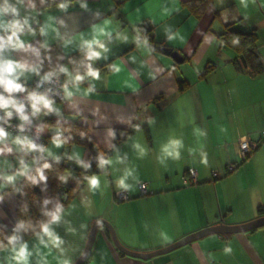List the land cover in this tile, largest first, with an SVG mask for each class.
<instances>
[{"label": "crops", "instance_id": "obj_1", "mask_svg": "<svg viewBox=\"0 0 264 264\" xmlns=\"http://www.w3.org/2000/svg\"><path fill=\"white\" fill-rule=\"evenodd\" d=\"M184 1L87 0L85 9L80 0H73L67 10H61L57 3L46 7L45 0H34L36 12L29 22L35 32L25 29L21 36L31 48L0 50V60L40 65L39 75L25 71L20 79L41 78L61 65L72 76H85L78 82L80 90L72 89L71 100L54 101L59 111L43 114L44 117L85 125L103 150L113 148L115 128L134 127L133 134L110 157L114 163L96 174L104 178L100 186L89 191L86 185L67 207L68 213L54 225L66 249L62 258L71 264L83 252L97 219L109 222L129 250L149 253L220 223L237 225L264 216V141L235 173L226 170L229 163L239 160L241 138H261L264 120L263 125L255 126L254 122L264 113V72L252 77L246 70L237 69L233 63L236 53L220 48L217 38L226 24L240 20L242 30L257 32L258 51L264 62V0H213L201 17L192 14ZM24 11L21 9V16ZM49 15L55 18L60 35L51 30L47 35L40 33ZM106 19H113L114 23L99 38L108 51L101 58L88 61L84 41L92 40L96 35L93 26H103ZM115 21H119V27ZM143 22L153 27L155 41L179 51L184 61L177 63L149 41L141 46L137 25ZM176 33L183 39H169ZM68 39L71 43L65 45ZM45 43L47 48L41 46ZM32 48L39 50V57ZM88 63L94 69L110 66V70L101 71L100 79L94 80L86 75ZM112 65H119L122 70L113 72ZM207 65H214L215 69L201 78ZM59 76L72 87L68 74ZM181 79L189 82L183 92L178 86ZM88 88L94 91L84 96ZM172 139L182 141L175 158L161 150ZM47 149L52 154L45 152V156L55 160L58 156L59 160L77 162L69 159L76 153L83 161L88 157V150L77 144L57 148L50 139ZM127 169H132L133 175L126 180L129 187L124 188L118 181ZM191 171L196 172L195 183L186 181L191 178ZM214 173L218 174L217 179ZM232 180L238 184L232 185ZM140 182L154 193L141 195ZM120 191L128 192L129 199L119 201ZM8 202L10 214L5 217L0 210V216L12 223L16 206L13 193ZM27 241L33 250L31 264H43L36 249L46 250L36 237ZM91 253L88 264H264V227L210 234L143 259L119 250L101 224ZM4 255L0 252V264H7ZM58 256V250L52 249L49 264H60L55 259Z\"/></svg>", "mask_w": 264, "mask_h": 264}, {"label": "clouds", "instance_id": "obj_2", "mask_svg": "<svg viewBox=\"0 0 264 264\" xmlns=\"http://www.w3.org/2000/svg\"><path fill=\"white\" fill-rule=\"evenodd\" d=\"M73 0H59L57 7L61 10H67ZM80 6L87 9L88 4L87 0H80ZM247 5L245 4V7ZM21 9H24V15L21 16ZM29 9L31 11H29ZM36 12V6L34 0H0V31L4 34L0 35V50L7 48L12 49H23L28 50L31 48L30 45H27L26 42L21 38L22 34L25 32V29L29 33H34L35 30L31 27L29 22V17L33 16ZM54 17L49 15L47 22L42 26L39 31L43 35L51 30L60 35L59 31L54 24ZM60 23H63L61 21ZM113 19H106L103 26L94 25L93 29L96 35L92 40L84 41L86 45V59L88 61H94L103 56L104 53H107L108 49L105 45V42L99 37L106 34V28L108 25L113 24ZM117 27H119V21H115ZM110 35V33H109ZM127 37H125L126 39ZM139 40V36L136 37ZM169 39H178L182 40L183 37L180 33L170 35ZM65 45L71 43V40H65ZM141 46L147 44V40L140 41ZM44 48L48 47V44L45 43L41 45ZM38 57L40 52L38 49H31ZM42 64V62H41ZM113 72H120L122 69L119 65H112ZM25 71L40 74V65L29 64L27 61L20 62L11 59L0 60V111L3 112V115L0 116V121H3V124H0V155L6 153H12L14 151L13 147L9 145V138L11 133L5 128L4 124H9L11 118L15 114L21 123L17 126L21 132L24 131L26 124L32 123V117H36L38 114H50L53 112H58L59 109L54 106V101L47 94L40 93L38 91H31L27 94L28 106L31 109V112L26 110V104L16 98L15 93L25 92V85L20 82V76L24 75ZM61 73L68 74L71 80L72 87L69 86L68 82H65L62 87L65 94V98L71 100L74 96L73 88L78 92L79 81H82L85 76L77 73L75 76L69 72V69L65 66H59L57 69L50 70L41 76V81H51L54 77H59ZM88 77H91L94 80L100 79V72L97 69L92 67L91 63L87 64V73ZM94 91V88H88L84 90L83 95L87 96L90 92ZM49 125L41 124L37 126V131L42 132ZM56 128V134L51 138V144L57 148H60L63 145H66L70 139V136H64L65 131L68 129H60L59 124L54 126ZM81 136L85 133L81 132ZM114 135V133H113ZM11 144L18 146V150L21 152H48L50 155L51 151L47 148L42 147L41 145L36 144L28 136L17 135L11 137ZM138 148L140 145H136ZM182 146V141L179 139H172L168 143L161 146L162 152L167 156L178 157L179 152L178 148ZM141 152L143 149L141 148ZM203 155V154H202ZM75 158L78 164L83 165L85 169L90 168L89 163H85L79 158V154L76 153L74 156H70L69 159ZM59 160V157H56ZM115 161H119V157L115 158ZM203 162L206 163V160ZM114 160L112 158H106L103 153L98 157V166L100 168H105L108 165H112ZM11 167V165H9ZM51 165L48 162L43 163L41 166L36 167L34 172L31 170V165L25 161L23 157L19 158V167L11 172L0 171V202H2L9 193L6 191L10 186L13 187L14 191L19 192L20 189L14 187L16 181L19 177H24L26 182L29 185H38L41 183L47 182V175L45 170L49 169ZM70 173L59 176V180L66 182L69 178ZM133 175L132 169L125 170L124 175L119 179L118 183L121 187L128 188L129 185L126 183V180L129 176ZM87 182V189L89 191H94L100 186L101 180L104 179L100 175L91 174L84 177ZM105 184L107 181L104 180ZM45 205L49 204L50 201L45 199L43 201ZM71 207V206H69ZM68 213V208L64 204L57 202L54 209L46 211L45 216L46 220H40L37 223L33 224L31 221H21L19 222L11 235L0 236V252L4 253L3 260L7 264H31V257L33 256V250L29 246V242L24 240L19 233L23 230L25 233L31 231L36 237L38 244L43 247L44 250L41 252L39 248L36 249L37 254L40 255L43 264H49L48 255L52 252V249L58 250L61 256L55 257L60 261V264H71L70 260L62 258L66 253V249L62 247L64 244L63 239L57 234L54 225H57L64 216ZM69 231H73L69 229ZM168 238V237H166ZM230 251V249H226Z\"/></svg>", "mask_w": 264, "mask_h": 264}, {"label": "trees", "instance_id": "obj_3", "mask_svg": "<svg viewBox=\"0 0 264 264\" xmlns=\"http://www.w3.org/2000/svg\"><path fill=\"white\" fill-rule=\"evenodd\" d=\"M58 2L59 0H45V6L49 7ZM212 3L213 0L184 1L185 7L197 17L204 15ZM241 27L240 20L226 24L224 30L217 35L220 48H229L236 53L233 63L237 69L246 70L252 77H259L264 72V62L258 51V34L254 29L244 31ZM137 29L140 33L141 40L146 39L163 52L174 51L165 43L155 41L152 35L153 27L149 26L148 23L143 22L142 24L137 25ZM214 69V65H207L204 71L200 74V77L206 78ZM97 70H99V72L109 71L110 66L99 67ZM178 86L179 91L183 92L189 87V82L181 79L178 81ZM42 124L49 125L46 134L47 146L49 140L56 134L52 131L53 129H56L54 127L55 125L59 124L61 130L68 129L69 131L64 132V136H70V139L65 146L68 147L75 144L84 146L88 150V157L84 162L89 163L91 167L85 169L83 165L78 164L77 162L50 159L45 156V152L42 154H36L35 151H33L32 155L26 153V155L23 156L25 161L30 159L29 157L34 158V165L31 167L33 172L36 167L41 166L45 162H48L51 165L49 169L45 170L48 179L46 184L41 183L33 186L29 185L23 177L22 180L14 186L20 189L19 192L14 191L11 186L6 189L8 193H13L16 199L15 219L12 223H8L0 216V236L13 234L16 225L21 221H31L35 224L40 220H46L47 216H45V212L54 209L57 202L64 204L67 208L87 185L84 177L86 175L97 174L101 171L102 168L98 166V157L100 154L103 153L106 158H110L115 149L121 146L134 132L133 126L130 128H115L113 148L103 150L90 135L87 127L77 121L74 122L52 117H43ZM81 132L85 133V135L81 136ZM263 141L264 139L260 138L258 141V147ZM243 162H240L238 167H240ZM66 173H70L68 180L66 182L60 181L59 176ZM45 199H48L50 203L45 205L43 203ZM107 231L110 233L108 229ZM19 235H21L24 240H30L35 237L31 231L25 233L21 230ZM91 256L92 253L84 264L89 263Z\"/></svg>", "mask_w": 264, "mask_h": 264}, {"label": "built area", "instance_id": "obj_4", "mask_svg": "<svg viewBox=\"0 0 264 264\" xmlns=\"http://www.w3.org/2000/svg\"><path fill=\"white\" fill-rule=\"evenodd\" d=\"M20 82L25 85L26 91L15 93L17 99L22 100L26 104V110L31 112L30 107L28 106V101L26 99L28 92L38 91L40 93L47 94L53 101L64 102L66 100L65 94L63 91L62 85L65 83L62 77H54L51 81H41V78H35L33 80H28L25 78H21ZM3 115V112L0 111V116ZM43 114H38L36 117H32V123L26 124L23 132L17 127L21 121L14 114L10 120L9 124H4L3 126L8 129L11 135L23 134L28 136L31 140H33L36 144L41 145L42 147H47L46 134L48 132V127L45 128L44 131L38 132L37 126L41 125L43 122ZM0 124H3V121H0ZM262 136H264V130L262 132ZM259 142L253 140L250 136L241 138L239 141V156L241 158V162L245 161L253 151L258 147ZM36 154H42L44 152L35 151ZM239 163H232L229 166V170L233 171L238 168ZM217 176V173H214ZM190 183L196 182V172L191 171V178L186 180ZM139 190L141 195H150L154 192L149 191L147 184L145 182L139 183ZM129 194L126 191H120L118 195L119 201H124L129 199Z\"/></svg>", "mask_w": 264, "mask_h": 264}, {"label": "water", "instance_id": "obj_5", "mask_svg": "<svg viewBox=\"0 0 264 264\" xmlns=\"http://www.w3.org/2000/svg\"><path fill=\"white\" fill-rule=\"evenodd\" d=\"M165 53L169 54L177 63H181L184 61V57L179 51H176V50L165 51ZM101 224H103L110 231L112 240L119 250H121L122 252H124L130 256L148 259V258H152L156 255L167 253L169 251L175 250L179 247H182L188 243L196 241V240H198L202 237H205L207 235H210V234H232V233H237V232H247V231H250L253 229L264 227V216L260 217L258 219L252 220L250 222L243 223V224H237V225H227L224 223H220V224H217L215 226H211L209 228H206V229L200 230L198 232H195L193 234H190V235L186 236L185 238H183V239H181V240L175 242L174 244H171L165 248H161L159 250L149 252V253H142V252H136V251L129 250L119 241L117 234L115 232V229L113 228V226L109 222H107L106 220H103V219H97L93 222V224L90 228L88 238L86 241V245H85L83 252L81 253V255L78 257V259L73 264H84V262L87 260V258L91 254L93 244L95 242V238L97 235V231H98V228Z\"/></svg>", "mask_w": 264, "mask_h": 264}, {"label": "rangeland", "instance_id": "obj_6", "mask_svg": "<svg viewBox=\"0 0 264 264\" xmlns=\"http://www.w3.org/2000/svg\"><path fill=\"white\" fill-rule=\"evenodd\" d=\"M193 68L194 69H197V67L195 66V65H193ZM258 112H260V111H258ZM261 114V118L260 119H258V116H257V118H256V121L254 122L255 123V126L256 125H260L263 121L262 120H264V113H260ZM262 125H263V123H262ZM262 129H260L259 131H261ZM54 131V130H53ZM262 132H263V130L261 131V138H263L264 139V136H262ZM250 135V134H249ZM15 136H17V135H15ZM15 136H13V135H11L10 136V138H9V145L10 146H12L13 147V149H14V151L12 152V153H6V154H4V155H0V171H4V172H8V173H11V172H13V171H15L18 167H19V158L20 157H23V156H25L26 155V153L25 152H21V151H19L18 150V146H16V145H13V144H11V137H15ZM20 136H24V135H20ZM253 140H255V141H259V139H254L252 136H250ZM257 150V149H256ZM28 154H33V151L32 152H28ZM24 158V157H23ZM30 159H27L26 160V162L27 163H29L30 165H31V167L34 165V158L33 157H29ZM249 158V157H248ZM247 158V159H248ZM246 159V160H247ZM245 160V161H246ZM242 160H241V158H240V156H239V160H237V161H235L234 163H240ZM244 161V162H245ZM230 164H232V163H229L228 165H227V171H228V173H230V174H232V173H235L236 172V170L237 169H235V170H233V171H230L229 170V166H230ZM9 165H11V167H9ZM242 166V165H241ZM240 166V167H241ZM239 167V168H240ZM215 179H217L218 178V175L217 176H213ZM22 178L23 177H19L18 179H17V181H16V184H18L21 180H22ZM15 184V185H16ZM231 184L232 185H237L238 184V182L237 181H235V180H232L231 181ZM9 195H10V193L7 195L8 197H7V199H4L2 202H0V210H1V213H3L4 214V216L6 217L7 215H9L10 214V210H11V208H10V204H9V202H8V199H9Z\"/></svg>", "mask_w": 264, "mask_h": 264}]
</instances>
